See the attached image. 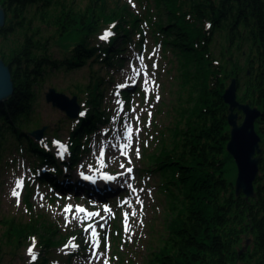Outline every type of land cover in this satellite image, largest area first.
<instances>
[{"label":"trees","instance_id":"16d2710c","mask_svg":"<svg viewBox=\"0 0 264 264\" xmlns=\"http://www.w3.org/2000/svg\"><path fill=\"white\" fill-rule=\"evenodd\" d=\"M137 1L143 8L140 13L129 9L126 0L82 4L77 0H0L6 13L0 60L10 67L16 90L0 104V167L8 150L35 156L39 165L56 166L54 176L65 173L56 155L27 131L42 127L34 109V88L51 73L86 68L89 82L67 90L89 108L80 120L69 119L72 156L68 165L75 168L89 150L90 134L109 122L102 106L103 84L105 78L112 79L110 74L101 76L99 70L117 67L128 43L141 45L145 22L153 38L162 41L164 52L171 49L180 60L181 89L188 93L187 100L180 99L178 108H173L182 116L170 136L174 146L167 147L169 141L161 140L162 148L145 158L152 166L148 172L161 177V190L174 215L166 228L168 237L151 253L148 264H264V0ZM43 27L50 36L40 34ZM108 28L115 35L101 43ZM73 37L63 56L55 58L51 43L60 46V39ZM232 78L239 82V100L262 112L256 130L263 156L256 196L250 199L237 195L235 181L228 178L229 165L235 161L227 150L231 127L224 94ZM192 94L197 101L191 100ZM38 180L56 181L49 175ZM31 190L27 185L28 212ZM30 216L26 223L16 218L0 220V255L4 247L15 251L35 239L42 253L35 264H50L53 249L67 242L71 232L60 233L42 214ZM248 238L251 245L242 250ZM114 240L120 241V236Z\"/></svg>","mask_w":264,"mask_h":264},{"label":"rangeland","instance_id":"374dc122","mask_svg":"<svg viewBox=\"0 0 264 264\" xmlns=\"http://www.w3.org/2000/svg\"><path fill=\"white\" fill-rule=\"evenodd\" d=\"M77 1L82 4L86 0ZM126 1L130 4L129 9L136 13L143 9L137 0ZM143 26L148 31L145 22ZM40 34L43 37L51 35L49 29L44 27ZM147 34L149 37L140 49L128 45L129 53L117 68L99 70L101 76L107 77L110 74L112 79L105 78L103 84L105 89L102 106L108 114L109 122L98 126V132L90 136L89 151L72 173L75 183L82 182V175L98 178L99 172L117 174L118 193L105 199H97L86 195L83 190L76 191V188L63 192L56 190L57 186L53 185L52 190L38 183L35 178L34 156L13 154L8 150L5 152L0 167V220L16 218L17 221L26 223L32 217L31 214H42L56 224L60 233L71 232L72 238L66 246L53 249V255L58 260L53 257L51 264H65L59 256L66 258L69 254L74 255L71 258L72 264H105V261L107 264H148L151 253L158 251L168 237L166 228L174 216L170 211V200L161 190V177L148 172L151 165L145 158L162 148L161 140L165 139L163 143L169 141L165 145L167 147L174 146L175 141L173 144L171 137L182 116L173 108H178L180 99L187 100L188 93L181 89L180 60L171 49L163 53L162 45L153 40L152 32ZM75 39L55 38L56 41L59 40L61 47L51 43L50 51L59 59L63 56V48L70 47ZM107 40L101 39V43ZM116 43L120 46V42ZM1 44L3 41L0 39ZM183 61L185 62V58ZM88 82L89 71L85 68L69 73H51L45 82L34 88L38 95L34 103L35 113L38 114L41 124L47 127L46 133L49 135L44 140L50 144L51 150L59 159L68 160L67 155L61 154V147L67 145L70 122L65 112L47 102L46 94L53 88L56 92L72 98L67 90H75L76 85ZM121 91L130 92L128 108L124 106L125 100L120 96ZM191 97V100L197 101L198 96L192 94ZM80 105L85 107L83 103ZM243 120L244 116L240 123ZM31 128L34 129L35 126ZM27 131L34 137L32 134L36 131ZM56 131H59L57 135ZM43 167L40 166L36 171H42ZM237 176L236 164H230L228 178L236 181ZM18 181L23 182L20 187H17ZM27 184L32 187L30 212L25 206ZM13 191L19 194L18 199L13 196ZM49 193L51 197H48ZM79 208L89 210L91 216H85L84 211ZM86 223H92V228L88 231L83 230ZM95 227L101 233V246L98 250L93 247L98 234L94 232ZM118 233L120 241L114 240ZM2 234L0 222V235ZM76 235L78 236L75 237ZM34 240L32 244L22 245L15 251L4 247L0 264H35L42 253L33 245ZM251 242L250 238L245 239L242 250H247ZM80 243L86 244L84 250L81 245L77 246ZM77 249L83 251V254L78 255Z\"/></svg>","mask_w":264,"mask_h":264},{"label":"water","instance_id":"95a60500","mask_svg":"<svg viewBox=\"0 0 264 264\" xmlns=\"http://www.w3.org/2000/svg\"><path fill=\"white\" fill-rule=\"evenodd\" d=\"M5 25L6 13L0 5V32ZM14 94L15 88L10 67L0 60V104L11 99ZM46 100L49 104L65 112L70 119H77L80 116L81 106L77 97L70 98L50 88L46 94ZM224 101L228 105V121L232 128L227 150L238 167L236 193L237 195L244 194L247 199H250L256 196L255 181L260 173L263 156L262 139L256 131V121L262 116V112L238 99L237 78L231 79L224 94ZM241 113L244 116L242 123H240V119L243 117L240 115ZM45 130L46 127L32 135L38 140H42Z\"/></svg>","mask_w":264,"mask_h":264},{"label":"snow or ice","instance_id":"6c2138e0","mask_svg":"<svg viewBox=\"0 0 264 264\" xmlns=\"http://www.w3.org/2000/svg\"><path fill=\"white\" fill-rule=\"evenodd\" d=\"M112 35V33L111 32H107L104 36H102L101 37V39H103V40H107L110 36ZM128 136H129V139L131 138V132L129 131V133H128ZM129 171H131L130 169H129ZM22 181H18L17 182V187H20L21 185H22ZM13 196H15V197H17V199H18V197H19V194L16 192V191H13ZM80 211H84L83 209H79ZM135 213H133V215H134ZM125 215H127V214H125ZM127 230V229H126ZM93 247L94 248H96V249H99V243L97 242L96 244H94L93 245ZM29 253L31 254V249L29 250ZM105 264H107V261H105Z\"/></svg>","mask_w":264,"mask_h":264},{"label":"bare ground","instance_id":"6f19581e","mask_svg":"<svg viewBox=\"0 0 264 264\" xmlns=\"http://www.w3.org/2000/svg\"><path fill=\"white\" fill-rule=\"evenodd\" d=\"M10 70H11V69H10ZM11 74H12V72H11ZM12 79H13V78H12ZM13 83H14V82H13ZM14 88H15V86H14ZM15 92H16V90H15ZM37 96H38V95H36V98H37ZM34 109H35V108H34ZM88 110H89V108L86 107V105H85V107L82 108V110H81V116H80L77 120H80L81 118H83V117L85 116V113H86ZM43 128H45V126L42 125V127H41L40 129H38V130H41V129H43ZM46 130H47V127H46ZM46 130H45V132H44V138L49 136V135L46 133ZM46 134H47V135H46ZM44 138H43V140H44ZM35 139L38 140L37 138H35ZM91 187L94 188V190L92 191V193H96L98 188L95 187L94 185H92Z\"/></svg>","mask_w":264,"mask_h":264}]
</instances>
